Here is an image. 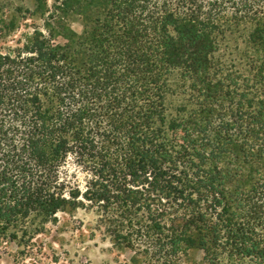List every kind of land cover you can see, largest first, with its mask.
<instances>
[{"label":"trees","instance_id":"1","mask_svg":"<svg viewBox=\"0 0 264 264\" xmlns=\"http://www.w3.org/2000/svg\"><path fill=\"white\" fill-rule=\"evenodd\" d=\"M22 28L0 51V245L84 210L132 264H264V0H33L0 19Z\"/></svg>","mask_w":264,"mask_h":264},{"label":"rangeland","instance_id":"2","mask_svg":"<svg viewBox=\"0 0 264 264\" xmlns=\"http://www.w3.org/2000/svg\"><path fill=\"white\" fill-rule=\"evenodd\" d=\"M47 1L50 6L54 3V0ZM21 9H33V0H0V19L9 18ZM31 24L32 22L28 23ZM73 27L81 32L78 22H74ZM238 29L233 28L237 32L234 31V36L228 35V43H225L229 47L225 51L227 62L232 59L233 48L236 44H242L249 31ZM28 31L31 32L32 28H22L7 36L0 33V51L17 47L18 42L24 40L22 34ZM176 83L174 78V84ZM183 98L181 93L170 98V109L174 110ZM97 219L95 213L84 210L73 215L60 214L57 221L49 224L45 233L38 236L29 248H19L15 244L3 242L0 245V264H132L133 253L115 248L109 239L97 231ZM190 258L189 264H203L201 252H192ZM243 264L250 263L244 261Z\"/></svg>","mask_w":264,"mask_h":264}]
</instances>
